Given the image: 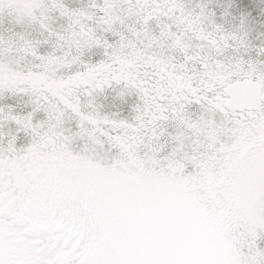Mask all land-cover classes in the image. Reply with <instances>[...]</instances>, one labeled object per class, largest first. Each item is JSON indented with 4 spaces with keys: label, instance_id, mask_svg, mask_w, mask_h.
<instances>
[{
    "label": "snow or ice",
    "instance_id": "snow-or-ice-1",
    "mask_svg": "<svg viewBox=\"0 0 264 264\" xmlns=\"http://www.w3.org/2000/svg\"><path fill=\"white\" fill-rule=\"evenodd\" d=\"M0 264H264V0H0Z\"/></svg>",
    "mask_w": 264,
    "mask_h": 264
}]
</instances>
